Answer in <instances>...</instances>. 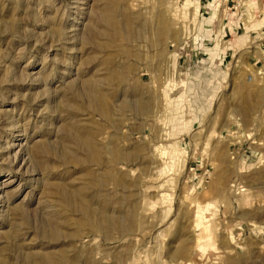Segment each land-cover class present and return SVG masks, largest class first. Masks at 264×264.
Returning a JSON list of instances; mask_svg holds the SVG:
<instances>
[{"label": "rangeland", "instance_id": "374dc122", "mask_svg": "<svg viewBox=\"0 0 264 264\" xmlns=\"http://www.w3.org/2000/svg\"><path fill=\"white\" fill-rule=\"evenodd\" d=\"M0 264H264V0H0Z\"/></svg>", "mask_w": 264, "mask_h": 264}]
</instances>
